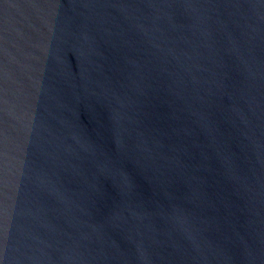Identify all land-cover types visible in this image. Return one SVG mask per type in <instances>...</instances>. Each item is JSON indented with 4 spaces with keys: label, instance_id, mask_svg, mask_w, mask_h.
Returning <instances> with one entry per match:
<instances>
[{
    "label": "water",
    "instance_id": "water-1",
    "mask_svg": "<svg viewBox=\"0 0 264 264\" xmlns=\"http://www.w3.org/2000/svg\"><path fill=\"white\" fill-rule=\"evenodd\" d=\"M0 264H264V0H0Z\"/></svg>",
    "mask_w": 264,
    "mask_h": 264
}]
</instances>
